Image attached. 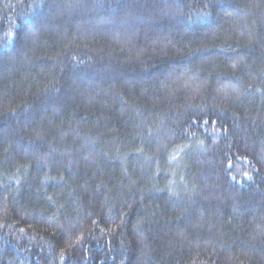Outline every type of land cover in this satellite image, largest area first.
Listing matches in <instances>:
<instances>
[{"label": "trees", "instance_id": "16d2710c", "mask_svg": "<svg viewBox=\"0 0 264 264\" xmlns=\"http://www.w3.org/2000/svg\"><path fill=\"white\" fill-rule=\"evenodd\" d=\"M0 264H264V0H0Z\"/></svg>", "mask_w": 264, "mask_h": 264}, {"label": "snow or ice", "instance_id": "6c2138e0", "mask_svg": "<svg viewBox=\"0 0 264 264\" xmlns=\"http://www.w3.org/2000/svg\"><path fill=\"white\" fill-rule=\"evenodd\" d=\"M244 175H245V176H247L248 174H247V173H245Z\"/></svg>", "mask_w": 264, "mask_h": 264}]
</instances>
